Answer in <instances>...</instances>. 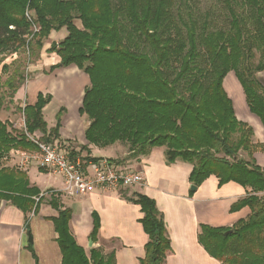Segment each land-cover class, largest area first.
<instances>
[{"label":"trees","instance_id":"1","mask_svg":"<svg viewBox=\"0 0 264 264\" xmlns=\"http://www.w3.org/2000/svg\"><path fill=\"white\" fill-rule=\"evenodd\" d=\"M243 1L256 7L255 22L261 29L258 41L230 11L231 27L206 33L200 54L193 23L185 27V35L168 32L172 0H0V55L29 48L35 37L41 49L42 39L51 31L66 29V36L51 42L47 51L60 57L51 69L75 65L88 75L90 84L79 108V114L88 120L84 131L88 144L103 148L124 143L127 159L164 147L167 165L177 160L192 164L188 180L194 186L213 175L219 187L235 182L246 189V195L229 209L235 212L247 207L244 218L230 227L200 225L199 244L221 264H264V169L253 158L256 152L264 153V141H252V126L236 117L223 87L224 77L234 72L250 113L264 130V87L254 74L239 70L247 38L259 49L264 46V7L262 0ZM76 19L81 29L75 25ZM140 43L149 46L152 56L141 51ZM199 59L205 62L203 68L197 64ZM4 69L7 64L2 65ZM262 70L264 62L260 61L255 72ZM24 77L15 71L0 86V111ZM50 100V95L39 93L33 105L24 106L27 130L44 132L72 159L82 150L89 154L86 146L76 152L58 139V116L55 126L48 129L42 110ZM19 131L0 119V200L24 213H36L42 199L39 188L30 184L21 168L2 167L10 150L34 149ZM56 194L51 193L48 204L57 215L48 219L57 234L61 264H114L113 252L106 255L92 247L86 253L77 244L69 229L72 211L59 203ZM123 198L138 204L143 213L139 222L147 242L139 263L162 264L171 247L155 201L139 193ZM92 217L90 238L94 243L100 223L95 212Z\"/></svg>","mask_w":264,"mask_h":264},{"label":"crops","instance_id":"2","mask_svg":"<svg viewBox=\"0 0 264 264\" xmlns=\"http://www.w3.org/2000/svg\"><path fill=\"white\" fill-rule=\"evenodd\" d=\"M66 34V29L62 28L51 32L48 39L59 41ZM49 46L50 43L44 44L41 60L32 65L31 70L35 71L33 77L25 78L10 99L9 108L5 106L0 111V119L7 118L11 113L17 114L22 105H33L39 93L50 95L51 100L42 112L44 116L48 106L58 101L54 124L50 126L46 122L50 130L55 126L56 117L60 118L58 139L76 152L80 151V146H86L89 154L82 150L77 155L83 160L86 156L101 158L98 161L106 160L117 169L139 173L142 182L118 189H94L70 199L62 191L61 176L44 168L45 171H42L33 163L28 165L26 173L29 182L39 188V197L42 199L36 213H24L10 202L0 200V264H61L57 234L52 221L48 219L57 215V211L48 204L53 192H57L55 197L60 204L71 209L70 232L86 253L93 247L106 255L113 252L114 264H140L139 260L145 256L144 245L147 242V235L139 222L143 213L138 204L123 198V195L131 197L139 193L152 198L163 216L171 248L162 264H221L199 244L200 225L230 227L244 218L249 213L247 207L235 212L229 209L231 204L246 195V189L235 182L219 187L218 179L211 175L195 190H191L193 184L188 177L192 164L177 160L167 165L164 147H154L145 156L127 159V148H119L118 142L103 148L88 144L84 136L88 120L84 123L85 116L79 114L84 91L90 84L88 75L75 65L51 69L59 63L60 57L55 52L49 53ZM229 74L223 79V87L232 100L224 86ZM231 86L236 88L233 82ZM235 115L237 117L239 114L235 112ZM250 118L249 122L256 125L259 131V120L255 116ZM253 158L264 169V153L256 152ZM94 212L99 218L100 227L96 241L90 247Z\"/></svg>","mask_w":264,"mask_h":264},{"label":"rangeland","instance_id":"3","mask_svg":"<svg viewBox=\"0 0 264 264\" xmlns=\"http://www.w3.org/2000/svg\"><path fill=\"white\" fill-rule=\"evenodd\" d=\"M261 4L264 7V0H262ZM230 11L236 16L239 25L242 26L245 25V28L248 29V32L253 33V36H255L258 41L257 37L261 35V29L259 28L258 24H256L255 22L256 7L251 3L244 2L243 0H228V2L225 0H172L171 7L169 9V17H168L169 25L167 26V29L171 35H175L177 31L181 35H185L186 32L185 27L193 23L197 34L196 40L198 44V50L200 54H202L203 49L201 47V39L206 33L215 30H228L231 27L230 22L232 20V17ZM74 23L78 28L80 29L82 28L79 19L74 20ZM243 30L245 29L243 28ZM246 37L247 35H245L244 38ZM29 38L31 39L32 36H30ZM51 42L53 41H51L48 38L42 39L43 45L41 49H39L37 47V37H35L31 40L29 48L20 47L18 51L15 53L1 54L0 55V86H3L4 81L7 79V77L11 76L15 71L22 72V74L25 76L24 78H29V77L32 78L33 77L32 74L35 73V71L31 70L32 65H36L37 63H39V60H41V54L43 51L44 44ZM140 45H141L140 47L141 51L147 52L152 56V52L146 43H142V44L140 43ZM263 49L264 46H262V48L259 49L256 47V45L254 44L251 38H247L243 44L244 57L239 67V70L245 73L254 74V77L260 82L261 86L264 87V70L255 72V68L260 63V61L264 62ZM3 64H7V69L1 70ZM197 64L201 68L205 66V62L201 59L197 61ZM232 76H234L233 79H231ZM232 82L235 84L236 88H233L231 86ZM224 86L227 92L229 93V95L232 97L234 111L236 112V114H239L237 118L252 126L254 131L252 141L253 142H257L260 140L264 141V130L262 126L261 129H259L258 131L256 125H253L248 120L251 119L250 116H254V115L250 113L246 105L243 90L239 85V82L237 81L234 72L231 71L230 74L226 77ZM5 101L7 103L6 107L9 108L8 106L10 104V100L6 99ZM57 102L58 101H54L50 106H48V108L44 112V119L50 126L54 124L53 120L55 117V113L58 110ZM69 113L70 110L68 108V114ZM1 120L5 121L6 118H3ZM86 121L87 119L85 117V119H83V122L85 123ZM118 144L120 145L118 146L119 148H121V146L124 149L127 148L126 144L124 143L118 142ZM15 150L16 149L10 150L8 155H6L5 158L3 157L2 161L5 162V164L2 167H6V165L9 167H13V166L17 167V163L14 162V160L17 158L14 152ZM240 156L244 159H248V155L244 152H240ZM31 164L32 163L28 165ZM27 166L22 170L26 171ZM56 178L58 177L56 176ZM68 197H70V199L74 198L71 196Z\"/></svg>","mask_w":264,"mask_h":264},{"label":"built area","instance_id":"4","mask_svg":"<svg viewBox=\"0 0 264 264\" xmlns=\"http://www.w3.org/2000/svg\"><path fill=\"white\" fill-rule=\"evenodd\" d=\"M36 31L37 28L34 26L33 32ZM30 36L27 37V41ZM23 109L24 105L21 106V110L17 114L11 113L5 120L12 128L20 130L26 139L34 145V149L31 150L14 151L18 158L17 167L23 169L33 163L39 168L47 169L61 176L63 179L62 191L71 197L84 195L94 189H118L142 182L139 173L117 169L106 160H83L79 156L72 159L60 148L56 140H50L44 132L27 130Z\"/></svg>","mask_w":264,"mask_h":264},{"label":"water","instance_id":"5","mask_svg":"<svg viewBox=\"0 0 264 264\" xmlns=\"http://www.w3.org/2000/svg\"><path fill=\"white\" fill-rule=\"evenodd\" d=\"M190 188H191V190H195L196 189V186L191 185ZM29 241L31 242V236H29ZM89 246L90 247L92 246V241L91 240H89Z\"/></svg>","mask_w":264,"mask_h":264}]
</instances>
